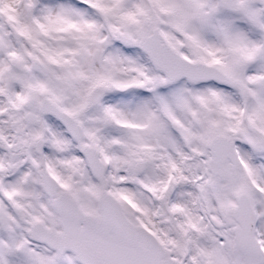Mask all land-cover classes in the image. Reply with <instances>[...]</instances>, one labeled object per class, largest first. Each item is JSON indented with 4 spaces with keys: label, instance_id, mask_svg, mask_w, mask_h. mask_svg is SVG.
Instances as JSON below:
<instances>
[{
    "label": "snow or ice",
    "instance_id": "obj_1",
    "mask_svg": "<svg viewBox=\"0 0 264 264\" xmlns=\"http://www.w3.org/2000/svg\"><path fill=\"white\" fill-rule=\"evenodd\" d=\"M0 264H264V0H0Z\"/></svg>",
    "mask_w": 264,
    "mask_h": 264
}]
</instances>
